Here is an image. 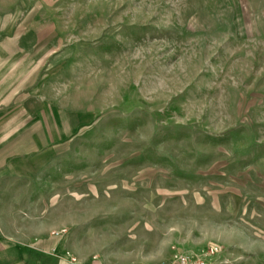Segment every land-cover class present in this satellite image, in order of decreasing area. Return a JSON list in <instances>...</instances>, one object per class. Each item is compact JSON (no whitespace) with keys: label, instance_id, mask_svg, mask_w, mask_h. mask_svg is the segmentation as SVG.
Masks as SVG:
<instances>
[{"label":"rangeland","instance_id":"rangeland-1","mask_svg":"<svg viewBox=\"0 0 264 264\" xmlns=\"http://www.w3.org/2000/svg\"><path fill=\"white\" fill-rule=\"evenodd\" d=\"M55 245L264 264V0H0V253Z\"/></svg>","mask_w":264,"mask_h":264},{"label":"crops","instance_id":"crops-1","mask_svg":"<svg viewBox=\"0 0 264 264\" xmlns=\"http://www.w3.org/2000/svg\"><path fill=\"white\" fill-rule=\"evenodd\" d=\"M51 251L49 248L42 249L39 253V248L37 250L32 249L33 251L27 252V257L24 258L23 255H20L18 251H15L16 254H12L11 257L5 259L3 252L0 253V264H70L67 260L61 259L60 257H56V255H63L64 249L62 246H52ZM56 251L55 256H50L49 253L52 251ZM50 251V252H49ZM41 253L47 255L44 259L41 258ZM80 264H99L96 261H81Z\"/></svg>","mask_w":264,"mask_h":264},{"label":"built area","instance_id":"built-area-1","mask_svg":"<svg viewBox=\"0 0 264 264\" xmlns=\"http://www.w3.org/2000/svg\"><path fill=\"white\" fill-rule=\"evenodd\" d=\"M65 232L56 233L57 236L64 234ZM64 259L69 262L76 264V259L70 255L68 252H64ZM171 264H211L207 259L198 257L195 255H187V254H176L173 257Z\"/></svg>","mask_w":264,"mask_h":264}]
</instances>
